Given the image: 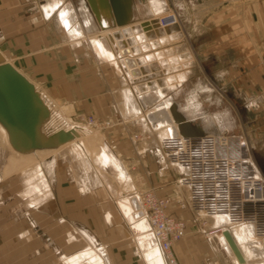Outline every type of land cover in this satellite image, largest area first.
I'll use <instances>...</instances> for the list:
<instances>
[{
  "label": "crops",
  "instance_id": "0c3cea01",
  "mask_svg": "<svg viewBox=\"0 0 264 264\" xmlns=\"http://www.w3.org/2000/svg\"><path fill=\"white\" fill-rule=\"evenodd\" d=\"M166 1V11L174 9L179 21L161 29L150 22L154 15L145 0H119L121 25L112 10L97 9L95 14L85 0H0V52L7 61L15 59L30 74L29 80L35 78L59 106L70 109L74 118L84 115L82 106H95L98 117L117 120L109 135L113 154L138 163L146 174L144 186L165 197L167 212L186 222L185 235L173 246L178 263L222 264L216 254L222 250L203 237L192 221L187 230V218L192 216L188 191L160 168L167 161L159 152L160 135L143 119L151 104H144L139 114L136 106L141 104L133 88L139 79L156 83L161 95L173 101L175 112L198 133H225L240 141L248 138L255 148L257 140H264V0ZM64 6L79 13L84 26L83 8L89 25H93L88 35L99 34L104 28L133 26L135 36L130 42L136 47L130 55L140 57L144 78L125 76L115 60L106 61L93 50L87 36L72 37L60 24ZM85 76L94 80L88 90L106 93L94 91L91 102L59 97L58 86L63 91L76 78L81 81ZM232 106L244 113L237 118L236 133ZM218 107L224 109L214 112ZM241 122L250 128L244 125L243 129ZM80 189L58 180L53 200L34 207L40 212L32 214L12 209L15 203L7 202L1 194L0 264H73L82 250L69 255L68 226L64 215L59 217L62 214L75 230L92 238L93 245L104 253L106 264H142L135 259L132 244L125 242L124 227L113 224L114 210L109 202L98 192L93 197L82 196ZM207 219L209 224L210 216ZM225 250L231 256L227 247ZM225 253L231 263L240 264Z\"/></svg>",
  "mask_w": 264,
  "mask_h": 264
},
{
  "label": "rangeland",
  "instance_id": "374dc122",
  "mask_svg": "<svg viewBox=\"0 0 264 264\" xmlns=\"http://www.w3.org/2000/svg\"><path fill=\"white\" fill-rule=\"evenodd\" d=\"M161 1L162 4H158L159 1L155 0L153 6L161 7L164 1V3H166V7H168V3L166 0ZM165 12L155 15L153 14V17L159 16ZM99 35L101 34L99 33ZM99 35L96 34L94 36ZM89 36L93 35L90 34L88 35V37ZM103 59L109 61L106 58ZM8 61L12 63L14 67L19 69V71L25 73L24 75L28 79H31L30 74L25 69H22L16 63L15 59L9 58ZM121 70L123 71V69ZM128 77L134 79V77L131 75ZM30 81H33L32 83L33 85H35V88L39 91L42 100H44L45 104H47L50 111L52 112L50 124H47V126H45L44 131H47L46 133L49 134L59 129L67 130L70 129L71 126H74V128H78L79 130H81V138L77 141V143L63 146L51 152L42 151L36 152L35 154H30L33 161L29 165L20 169L10 170V167L8 166V160L10 156L14 157L15 159H18L20 158V155L16 154L15 151L9 149L0 132V183L4 182V184L0 187V195L5 194V200L7 202L12 201L13 203H15V206H13L12 209L16 208V210L22 212L26 211L32 214L35 211L40 212L34 207L45 206L46 201L53 200L52 196L55 192L54 188L58 180H63L64 184L71 183L75 187L78 186L79 189L81 188L80 194H82V196L91 195L93 197L94 194L98 192L99 194H102L103 198L109 202L110 207L112 208V210H114L113 215L115 221L112 220L113 224H120L126 230L127 238L125 242H129L132 244L135 259L140 260L142 264H146L143 256L141 255L140 248L146 241L149 240V238H151L153 241V238L150 235L151 233L148 230L141 231L139 228L136 227V225L134 226L133 223L128 220V214H125L123 210V207L126 206L131 211L129 204L126 201L127 196H129L130 193H138L150 188L144 186L146 174L138 168L139 164L136 163L134 160L132 162H129L127 159L122 160L116 155V157L125 165L127 173L129 175L127 179L119 178L116 168H114V166L110 163V161L105 155L108 154V151L115 153L112 149V145L109 140V135L111 133L112 128H114L118 124V121L112 119L111 117H98V115L95 114L96 108L93 105V107L91 108H85V106H82L80 110L83 112L84 115H80L78 118H74V115H69V113L71 112L70 109H64V107L59 106V103L57 102L56 98H52L50 96V93L46 91V89L43 88L42 84H39L35 78ZM93 81V78L85 76V79L81 78V81L79 78H76L74 81L75 83L71 82L68 85V88L66 85L65 90L63 91L62 88L58 86V93L60 95L59 97H61L62 95L63 99L68 98L70 100L75 101L86 100L87 102H91L95 90H88L87 88L93 87ZM101 91L106 93V90H96L95 94L101 93ZM55 94H57V92H55ZM223 109V107L214 108V112H218ZM231 110L235 116V122L232 123V127H235L234 132L236 133L238 132L237 118L238 116H240L241 118L244 113L238 106H232ZM83 117H91L97 122L108 121L109 124L106 126L86 125L82 120ZM244 125H247L248 128H250V124H245L244 122H241L240 126L243 127V129L245 128ZM154 132L158 133L157 130ZM246 133L248 134V132ZM133 137L137 139V134H134ZM243 141L247 144L249 148L248 156L253 160L254 164L257 166L259 172L261 173L264 179V140H257L254 145L255 148H252L249 145V141H251V144H253V140H249L247 138ZM45 152L48 154H46ZM38 166L40 167L43 175H41L40 178H36L35 180H29L30 176L33 174V171H35L34 169H37L36 167ZM160 168H165V170L171 174V177L176 182H178L177 180L179 178V171L174 164L172 165V162L167 159L165 166L162 165ZM60 176H62L63 178H61ZM31 182H35L40 190L37 191L32 186H30ZM44 183L48 185L49 191H47L46 187L44 186ZM42 186L45 188H43ZM181 188L184 189V186ZM19 198L22 199L23 204L19 201ZM56 206L57 209L60 211V206L58 204ZM50 210H53V208L50 207ZM63 215L66 218V221H64L65 226H68V233L66 236H68L67 238L70 242L69 246L71 252L69 255L78 253L81 250L82 253L85 250L92 249L90 250L92 255H97L99 253L98 256L103 257L104 253L102 254L101 250H99L93 245L92 238L78 230H75V227H73V225L68 222L70 220L65 216V214H62L59 217L64 218L62 217ZM194 218L195 216L193 214L191 217L187 218V230L189 228L190 221H192L194 226H196L198 231L201 233V235L205 237V233L203 232V230L208 227V231L210 230V233H208L206 237L211 239L214 245L218 246L220 250H222L220 251V253L216 252V254L221 259L222 264H233L229 260H227V256L224 255L225 252V254H228L225 250V248L228 247V244L224 240L223 236L219 235L220 233L216 232V229H221V227H214V225L212 224V216H210V223L208 224L207 219V223L205 226H202L201 219ZM228 255L230 256V254ZM81 263L84 264L83 261L80 262V264Z\"/></svg>",
  "mask_w": 264,
  "mask_h": 264
},
{
  "label": "built area",
  "instance_id": "2783aa9c",
  "mask_svg": "<svg viewBox=\"0 0 264 264\" xmlns=\"http://www.w3.org/2000/svg\"><path fill=\"white\" fill-rule=\"evenodd\" d=\"M178 21L174 9L150 20L161 29ZM141 67L139 65L142 74ZM124 74L127 76L125 70ZM144 109L145 106H142ZM82 120L91 126L109 124L108 121L97 122L91 117H83ZM153 125L149 123L155 129ZM159 152L169 161L185 167L176 166L179 171L177 181L186 187L189 208L196 219H201L202 226L206 225L208 216L221 212L231 218L247 221L264 237V179L248 156L249 148L244 141L219 132L179 133L174 137H162ZM127 201L133 220L140 217L146 220L163 264H179L173 246L185 235L186 222L167 212L168 200L158 196L154 188H149L130 193ZM203 232L206 237L210 230L207 227ZM216 232L220 233V229H216Z\"/></svg>",
  "mask_w": 264,
  "mask_h": 264
},
{
  "label": "bare ground",
  "instance_id": "6f19581e",
  "mask_svg": "<svg viewBox=\"0 0 264 264\" xmlns=\"http://www.w3.org/2000/svg\"><path fill=\"white\" fill-rule=\"evenodd\" d=\"M82 10L80 13H81V16L84 18L83 20L85 22V25H84L85 27L80 23L81 20L79 21L78 19L79 13H77L73 8L69 6L63 8L60 13L61 16L59 17L61 18L60 24L62 25V27L66 29L72 37L87 36V39L90 40L89 45L92 46L93 50L100 57L106 58L112 62L115 60L117 64H119V67L123 69V71L124 70L126 71L128 76L131 75L134 77V79L132 78L133 80L139 79L142 77L144 78V75H143L144 73L141 74V72L139 71V65L141 63V59H139V57H136L135 55L129 56L131 51H133L136 47V46H133L130 42V39L134 38L135 36L134 27L133 26H123V27H120L114 30L113 29L105 30L104 28V31L100 33L101 35L98 34L99 36L93 35V36L88 37L87 32L92 30L93 25L92 26L89 25V21L87 20L88 18L84 15V10L83 11ZM127 51L129 53H126ZM14 68L17 69L16 67ZM137 81L139 82H137L133 91H134V94L138 95V99L140 103L143 105L140 106L139 104L138 105L136 104L137 108L136 107L135 108L140 114V112H142V106H144V104L146 103L151 104V106H149V108L145 110L143 119H145L148 124L149 123L154 124L153 126L155 130H157L160 135L159 136L160 142H161V138L164 136L174 137V136H177L179 133L186 134L190 132L191 129L189 125L177 127V125L180 122H183L185 120L177 112H175L173 101L161 95V93L156 88V85H155L156 83L154 84L153 82H147L148 80L143 82L142 80L140 81V79ZM152 91L155 94L154 96L152 95ZM156 97L158 98V100L156 99ZM49 112H50V117H49V120L43 125V131H44L45 126H47V124H50V119L52 116V112L50 111V109H49ZM146 115H148L149 121ZM67 130H74L76 134L73 135V138L70 141L63 143L62 145L56 148L38 149V150H34L29 153H18L15 151L16 154L20 155V158L15 159L14 157L10 156L8 160V166L10 167V170L20 169V168H23L29 165L33 161L30 154H33V153L35 154L36 152H42V151L51 152L63 146L77 143V141L81 138V130H79L78 128H74V126L73 127L71 126V128ZM0 132L3 136L5 143L9 147V149L13 150L8 142L7 133L5 129L1 126V124H0ZM105 155L107 159L110 161V163L114 166V168H116L118 177L122 179H127L129 175L127 173L125 165L112 152L108 151V154H105ZM170 162H172V165L173 164L175 166L178 165L182 169L185 168L180 163H176L173 161H170ZM36 168L37 169H34L35 171H33V174L30 176L29 180H33V179L35 180L36 178H40V176L43 175L40 167L38 166ZM33 183L31 182L30 186H32L35 190L39 191L40 189L38 188V185L35 182ZM45 183H44V186L46 187L47 191H49L48 185ZM127 203L129 204L128 201ZM129 207H130V204H129ZM123 210L125 214H128L127 216L128 220L131 221V223H133L134 226L136 225V227L139 228L141 231L148 230L147 222L146 220H144L143 217H140L138 220L133 221L132 214L130 213L131 212L130 209L125 206L123 207ZM212 220H213L212 224L214 225V227L216 226L221 227L219 235L223 236L222 232L224 230H228L230 232L241 256L243 257L244 261L242 263L244 264L245 263L246 264L248 263L264 264V242H263L264 237L262 238L260 236V233L259 231L256 230L255 226H251L250 223H248L247 221H244L243 219L237 220L221 212H215L214 214H212ZM149 240H151L150 243L145 242L143 246L140 248V252L144 258V261L146 262V264H163L162 256L159 254L156 244L154 243V240L152 241L151 238H149ZM224 240L226 241L225 238ZM227 248L229 252L231 253V256L234 262L239 263L237 259H235L236 257L234 253L232 252L229 244ZM90 250L92 249L85 250L84 252L80 253V255L77 254L72 261L73 264H79L80 262V261L78 262L79 258L83 261L84 264H106L104 257L98 256L99 253L97 255L96 254L92 255Z\"/></svg>",
  "mask_w": 264,
  "mask_h": 264
},
{
  "label": "water",
  "instance_id": "95a60500",
  "mask_svg": "<svg viewBox=\"0 0 264 264\" xmlns=\"http://www.w3.org/2000/svg\"><path fill=\"white\" fill-rule=\"evenodd\" d=\"M89 7L97 14V9L112 13L116 22L121 25L123 20L119 14V0H85ZM152 14L166 11V3L159 8L153 6L154 0H146ZM50 112L44 100L40 97L35 86L10 62L6 61L0 52V124L7 133V139L12 149L18 153H29L38 149L56 148L70 141L74 130L59 129L52 133L43 131V125L49 120ZM190 127L189 135L197 133L188 122L178 124ZM237 261L242 263L241 256L230 232H222Z\"/></svg>",
  "mask_w": 264,
  "mask_h": 264
}]
</instances>
